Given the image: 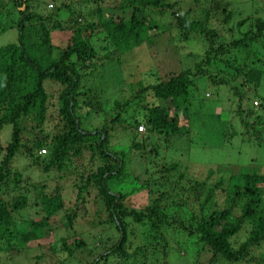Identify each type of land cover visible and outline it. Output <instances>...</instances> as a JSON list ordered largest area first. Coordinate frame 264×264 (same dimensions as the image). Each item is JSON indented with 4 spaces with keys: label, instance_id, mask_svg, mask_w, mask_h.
Returning a JSON list of instances; mask_svg holds the SVG:
<instances>
[{
    "label": "trees",
    "instance_id": "1",
    "mask_svg": "<svg viewBox=\"0 0 264 264\" xmlns=\"http://www.w3.org/2000/svg\"><path fill=\"white\" fill-rule=\"evenodd\" d=\"M39 1L0 0V16H7V28L13 25L17 32L15 43L0 47V192L2 187L18 189L23 169L11 167L18 158L33 168L40 167L42 173H61L74 158L88 151L99 165L88 170L83 184H74V201L58 186L60 179L52 189L44 183L30 187L35 194L33 203L30 195L19 194L7 204L0 193V264H40L46 253L55 251L64 255L59 264H80L67 258H73L84 246L82 240L68 245L58 232L61 224L74 230L73 222L81 213L79 205L84 202L82 194H88L89 188L95 191L94 203L101 205L102 211L97 223L90 226H106L116 234V242L90 264H147V247L153 253L159 254V250L164 257L178 252L180 246L184 251L186 241L198 245L200 251L206 248L209 263L215 259L225 264L249 260V252L264 242V174L256 169L250 175L210 169L206 177L213 176L212 186L195 181L190 184L185 162L175 159L183 152L187 157L186 146L200 129L211 127V117L203 118V111L193 109L196 98L202 101L198 109L204 102L197 91L198 82L229 89L237 103L239 88L231 83L238 79L240 87H246L254 82L257 89L262 86L259 83L264 85V19L242 16L241 11L250 5L228 0H207L205 7L199 0H190L200 8L198 15L184 2L179 8L177 1L166 0ZM232 18L235 23H231ZM0 30H4L2 25ZM171 37L181 42L198 38L202 43L199 57L186 54L195 59L192 67L171 71L165 78L162 72L166 70L153 74L148 70L147 82H136L137 90L129 99L112 103L108 128L106 121L99 129L83 128V120L100 108L99 97L105 89L91 81L99 77L94 63L97 52L102 51L100 60L110 66L141 45L155 47L154 54L156 45L162 46L163 54L173 55L181 48ZM115 67L118 72L119 67ZM259 106L262 108L261 103ZM82 109L86 112L79 116ZM102 110L108 115L110 109ZM52 113L59 124L48 136L42 127ZM246 114L251 115V111ZM212 115L216 119L222 116L224 130L220 135L231 142L235 125L228 113L221 110ZM235 115L240 118V113ZM193 116H199L198 129L190 133ZM255 119L251 125L244 118L238 123L255 130L262 125L258 116ZM28 124L33 125L35 136L23 139ZM113 126L129 133L124 145L127 156L107 146ZM172 140L178 143L176 148ZM129 156L142 158L155 174L148 172L140 183L131 178L139 186L127 194L113 192L109 183L125 174ZM140 193L144 194V205L138 209L125 205L127 196ZM32 206L36 211L29 215ZM241 231L246 238L236 244L234 239ZM175 235L185 241L173 243ZM54 237L56 240L50 242ZM128 246H135L132 254L127 252Z\"/></svg>",
    "mask_w": 264,
    "mask_h": 264
},
{
    "label": "rangeland",
    "instance_id": "2",
    "mask_svg": "<svg viewBox=\"0 0 264 264\" xmlns=\"http://www.w3.org/2000/svg\"><path fill=\"white\" fill-rule=\"evenodd\" d=\"M41 1L43 0H40L39 2ZM166 1H177L176 3H178L179 8H182L184 2L186 3L187 8L190 7L194 9L197 15L200 14V8H197V6L193 2H190V0ZM199 1L202 3V7H205L208 4L207 0ZM228 1H231L232 3H242L243 6H245V4L248 6L250 5L248 10L246 9L245 11H241L242 16L248 14L247 16L264 19V0ZM244 1L246 3H244ZM255 10H257V13H254L256 12ZM233 11L235 14L238 13L235 10ZM6 17L7 16H0V25H2L4 29L3 31L0 30V47L10 43H15L17 38V32L14 29L15 27L11 25L13 28H7L9 18ZM235 21L236 20L232 18L231 23H235ZM209 24H212V21H210ZM174 34L175 33L173 32V35ZM234 34L236 35V30H234ZM171 39H173V43L181 48V50L177 51V53L174 52L173 55L163 54L161 52L162 46L158 47L156 44H154L158 50L156 54H154L155 47L141 45L140 47L133 48L130 52H127V54L122 56L123 58L119 63L111 66L110 63L106 62L105 60H100V57L103 53L99 50L97 52L98 59L94 62L96 64V71L99 77H94L91 79V81H97L95 86H97L100 90H102V87L104 86L105 89H103L104 92L101 91L102 93L99 97V100H101V104L99 105L100 108L98 111H96V113L93 112V114L88 116L87 120H83L82 127L92 131L94 129H99L104 121H106L108 128L110 126V122L107 121L108 119L110 121V118L113 116L112 103L114 101L122 103L124 100L129 99L130 96L137 90V87L135 86L136 82H147L146 73L148 70L151 72V74H153L155 71L161 72L166 70L165 72H162V77L165 78L169 73H176V71H179V68H191L195 59L187 57L186 54L190 52L193 53L194 56L199 57L202 54V43L198 40V38L197 41L189 40L188 42H181L176 37H171ZM54 44L56 45V42ZM101 63L104 64L103 67V64ZM115 66L119 67L118 72ZM240 83L241 82L238 79L236 82L231 83V86L239 88L240 102L237 103V99L228 92L229 89L225 87L215 88L214 86L207 85L204 81L198 82L197 91L199 92V97L203 96L204 102L201 104L202 108L198 109V107H200L198 103H201L202 101L197 100L196 98V100L192 103L193 109L195 111H203V118L211 117L213 122H210V128L207 126V128L200 129L199 132L194 136V140H192L191 145L189 147L188 145L186 146V151L188 152L187 157L183 152L179 159H175L178 163L185 162L186 173H188L190 184L195 181L204 182L206 186H212V184L215 182L213 176L208 178L206 177V172L210 169L213 170V172L229 175H250L253 173V170L256 169L257 173L264 174V85L262 82L259 83L262 86L257 89L253 86L254 82H251L250 85H247L246 87H240L242 86L239 85ZM256 96L263 100H258L255 98ZM260 103L262 108L259 106ZM102 108L110 109L108 111V115L105 114ZM221 110H225L228 113L229 117L227 115L226 116L231 119L235 125V129L233 131L231 130L234 133V136L232 141L229 143L226 142L220 135L222 130H224L221 126L223 123L222 116L220 115L219 118L216 119L212 115H218ZM247 111H251V115H247ZM85 112V109H82L78 112V114L79 116H83ZM127 112L128 111L125 113ZM236 112L240 113V118L235 115ZM125 113H123L122 118H124ZM255 116H258L261 119L260 121L262 125H260V128L253 130L252 128H246V126L239 125L238 123V119L244 118V121L247 125L254 124L256 123ZM198 117L199 116L192 117L194 118V121H192L193 128L192 126L189 128L190 133L193 132V129H198ZM58 121L59 119H57L55 114H49L46 118L45 124L42 127V131L45 134H48V136L53 135L56 131L53 129V131H51V128L58 125ZM32 126V124H28L24 127L22 132L23 139H32L35 136V132L31 131ZM113 128L114 129L110 132L107 146L112 151H123L127 156L128 154L124 149V145H126V140L128 142L129 133L127 130L126 133L118 129L116 126H113ZM4 130L5 128H3L1 132ZM0 144H2L1 137ZM171 144L174 146V148H176L178 145V143L174 140L171 141ZM1 155L2 153L0 154V158ZM150 157H152V155H150L149 158ZM72 161L73 163H69L66 170L61 173L52 171L48 173H42L40 167L33 168L28 161L25 163L18 158L16 164H11L13 170L22 171L23 169L18 189L11 190V186L7 189L2 187L0 193L3 194V200L9 204L11 200L16 197V195L28 194V196L30 195L32 197L31 202L33 203L35 202V194L32 190H30V187L32 188L33 185L44 183L48 184L52 189L55 181L60 179L58 186L63 188L64 193L68 194L70 201H74L76 195V188H74V184L76 183L77 186L83 184L88 170L90 169L94 171L99 165V162L96 156L90 155L88 151H84L80 156L74 158ZM124 170V175L119 176L116 180L109 183L113 192L119 191L121 193L127 194L129 190L132 189V187L134 188L139 186L140 181L146 180L148 177V172L151 173L152 176L155 174L154 169H149V167L146 165V162L137 156H129L126 159L124 163ZM131 178H137L139 183L133 184L134 182ZM87 191L88 194H85V192L82 194L84 202L79 205L81 213L79 214V217H77L73 222L74 230H68L67 227L63 228L61 224L59 229L60 231L58 232V236L64 235L62 237L65 238L66 244L68 245H71L73 240L78 238L82 240L84 246L73 253V258H67L71 259L70 262L76 260L80 264H90L99 254H102L106 248H108L112 243L116 242V234L111 228L106 226H96V228H94L90 226L92 222L97 223L99 220L98 217L102 215V211H100L101 205L98 206L96 203H94V201H96L94 196L95 191L90 188L87 189ZM143 195L140 193L127 196L125 199V205L136 209L140 208L145 204V197ZM68 196H66V198ZM90 202L93 203L91 204ZM195 205L196 204H194V206ZM35 211L36 208L32 206L29 210V215L34 214ZM62 216L63 213H60V217ZM61 230H64L62 234ZM137 231L138 233L140 232L139 229ZM245 235V231H241L234 239L235 243L237 244L243 242L246 238ZM173 237H175L172 240L173 243L179 240V244H182V242L185 241V238L179 235H175ZM55 240L56 238L54 237L50 240V242ZM186 242L187 245L185 244L186 247L184 251L180 246L178 252H172L170 254L166 253L164 257L160 254L159 250V254L153 253L150 247H147V250L150 251H147L148 258L146 259V263L225 264L219 259H215L209 263L208 261L210 259V253L205 250L206 248L203 251H200V247L198 245L196 246L192 244V241ZM169 243H171V241H169ZM57 245L58 242H56V246ZM134 247L135 246L126 247L127 252L132 254ZM29 255L32 257L31 251L29 252ZM63 256L64 255L60 254L59 251H55L52 255L46 253L45 257L41 258L40 264H59V260ZM248 257H250L249 260L240 264H264V242L258 248H255L253 251L249 252ZM61 264L63 263L61 262ZM107 264L113 263L108 261Z\"/></svg>",
    "mask_w": 264,
    "mask_h": 264
}]
</instances>
